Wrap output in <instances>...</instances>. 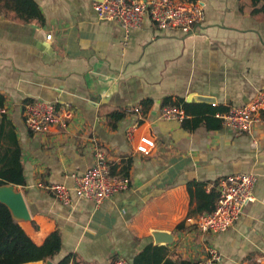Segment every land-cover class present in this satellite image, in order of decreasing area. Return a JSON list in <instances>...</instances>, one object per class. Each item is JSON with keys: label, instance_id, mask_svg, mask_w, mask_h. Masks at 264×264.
<instances>
[{"label": "crops", "instance_id": "obj_1", "mask_svg": "<svg viewBox=\"0 0 264 264\" xmlns=\"http://www.w3.org/2000/svg\"><path fill=\"white\" fill-rule=\"evenodd\" d=\"M203 1V21L183 34L148 16L126 32L97 20L92 0H0V151L13 158L17 144L25 177L24 185L0 186V201L36 244L54 230L61 236L52 258L22 264H58L66 256L67 264H111L115 255L132 264L142 252L143 264H192L204 259L206 245L220 254L214 264H264V110L251 134H237L220 120L185 128L176 104L211 108L198 99L204 96L226 110L264 89V3ZM36 99L65 108L64 123L29 132L22 110ZM169 106L184 118H162ZM111 111L124 113L115 125ZM144 134L155 139L149 155L135 150ZM98 152L128 185L95 205L77 195L73 175ZM238 173L257 176L255 199L234 226L202 233L196 222L211 211L199 209L197 191L218 192L222 177ZM19 195L27 214L12 204ZM159 231L172 240L157 241Z\"/></svg>", "mask_w": 264, "mask_h": 264}, {"label": "built area", "instance_id": "obj_2", "mask_svg": "<svg viewBox=\"0 0 264 264\" xmlns=\"http://www.w3.org/2000/svg\"><path fill=\"white\" fill-rule=\"evenodd\" d=\"M92 7L99 21H114L126 32L139 28L143 19L148 16L155 25L167 32L179 31L192 33L204 19L203 0H92ZM213 107L218 103L211 102ZM135 109V108H134ZM139 110V109H137ZM264 110V89L240 107H228L215 113V117L225 128L237 134H251L253 125L259 120ZM5 109L0 105V115ZM67 110L56 101L36 99L26 103L22 110V118L26 129L32 133H41L49 124H62ZM164 119H183L184 111L169 106L163 109ZM131 138L132 131L127 132ZM155 146L151 135H141L135 150L142 155H149ZM73 189L79 197L93 201L99 205L125 189L128 180L121 174H112L108 160L102 152L95 155L94 162L82 173L73 175ZM257 176L253 173H238L222 177L218 184V198L214 209L201 215L196 224L202 233L218 234L234 226L242 217L245 205L252 202ZM50 189L61 197H67L64 186L52 184ZM205 257L198 264H214L220 259L219 252L213 246H206ZM111 264H127L122 255H115Z\"/></svg>", "mask_w": 264, "mask_h": 264}, {"label": "trees", "instance_id": "obj_3", "mask_svg": "<svg viewBox=\"0 0 264 264\" xmlns=\"http://www.w3.org/2000/svg\"><path fill=\"white\" fill-rule=\"evenodd\" d=\"M259 1L264 0H252V4L256 5ZM17 4V2H16ZM26 5L34 16L35 10L26 1ZM264 7V4H263ZM26 16L31 22V18L26 12ZM3 102V98L0 97V105ZM178 106L185 111V118L181 121L182 125L188 129H194L199 124H205L206 127H218L219 124H210L214 121L219 122V119L215 117L217 111L224 109H216L217 107L211 106V108H196L193 110L190 107L203 105L202 103H187L182 100L176 102ZM204 106V105H203ZM124 116L123 112L111 111L107 114L109 123L115 125ZM13 151H10L13 158H8V151H0V186L5 184H17L24 185L25 177L23 173V164L19 161L20 149L17 147ZM196 187L200 189V183H195ZM197 197L202 200L199 206L200 210L212 211L215 207V202L218 198V192L211 189L209 194H204L202 191H197ZM61 247V236L58 230L51 232L41 245L36 244L24 231L21 225L13 218L9 207L0 201V264H22L26 262L46 260L52 258L57 254ZM69 256L64 257L58 264H67L69 262ZM146 261V254L144 252L138 254L132 264H143ZM158 264V263H157ZM162 264H183L181 261L176 263L171 259H166ZM192 264H197L196 262Z\"/></svg>", "mask_w": 264, "mask_h": 264}, {"label": "water", "instance_id": "obj_4", "mask_svg": "<svg viewBox=\"0 0 264 264\" xmlns=\"http://www.w3.org/2000/svg\"><path fill=\"white\" fill-rule=\"evenodd\" d=\"M198 99H199V100H202V101H207V102L213 101L212 98H210V97H204V96H200ZM1 202H2V201H1ZM3 203H4V202H3ZM12 204H13V205H17V206H19V207L23 210V212H24L25 214H27V211H26V209H25V205H24V203H23L22 198H21L20 195H19V196H15V197L13 198V200H12ZM154 237H155V239H156L157 241L170 242V241L172 240L171 236H170L168 233H166V232H160V231H159V232H156V233L154 234Z\"/></svg>", "mask_w": 264, "mask_h": 264}, {"label": "rangeland", "instance_id": "obj_5", "mask_svg": "<svg viewBox=\"0 0 264 264\" xmlns=\"http://www.w3.org/2000/svg\"><path fill=\"white\" fill-rule=\"evenodd\" d=\"M207 246V245H206ZM208 246H211V245H208ZM203 253H204V251H203Z\"/></svg>", "mask_w": 264, "mask_h": 264}, {"label": "bare ground", "instance_id": "obj_6", "mask_svg": "<svg viewBox=\"0 0 264 264\" xmlns=\"http://www.w3.org/2000/svg\"><path fill=\"white\" fill-rule=\"evenodd\" d=\"M11 194V193H10ZM0 195H2V194H0ZM198 264V263H197Z\"/></svg>", "mask_w": 264, "mask_h": 264}]
</instances>
